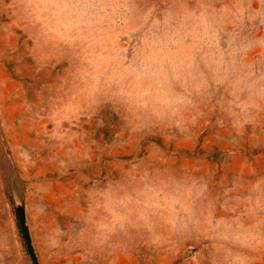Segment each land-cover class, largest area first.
Masks as SVG:
<instances>
[{"label": "rangeland", "instance_id": "rangeland-1", "mask_svg": "<svg viewBox=\"0 0 264 264\" xmlns=\"http://www.w3.org/2000/svg\"><path fill=\"white\" fill-rule=\"evenodd\" d=\"M264 264V0H0V264Z\"/></svg>", "mask_w": 264, "mask_h": 264}, {"label": "water", "instance_id": "water-1", "mask_svg": "<svg viewBox=\"0 0 264 264\" xmlns=\"http://www.w3.org/2000/svg\"><path fill=\"white\" fill-rule=\"evenodd\" d=\"M15 208H16L18 223H19V226H20L23 238H24V242H25L26 249L30 257L31 263L39 264L38 257H37V254H36V251L33 245L32 237L30 234V229L27 223L24 204L22 202H17L15 205Z\"/></svg>", "mask_w": 264, "mask_h": 264}]
</instances>
